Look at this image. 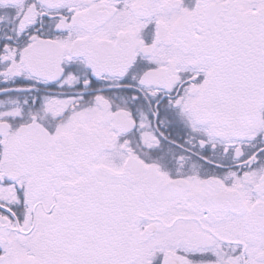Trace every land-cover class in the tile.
I'll use <instances>...</instances> for the list:
<instances>
[{"label":"snow or ice","instance_id":"1","mask_svg":"<svg viewBox=\"0 0 264 264\" xmlns=\"http://www.w3.org/2000/svg\"><path fill=\"white\" fill-rule=\"evenodd\" d=\"M0 264H264V0H0Z\"/></svg>","mask_w":264,"mask_h":264}]
</instances>
